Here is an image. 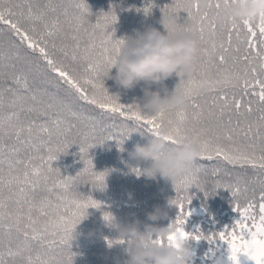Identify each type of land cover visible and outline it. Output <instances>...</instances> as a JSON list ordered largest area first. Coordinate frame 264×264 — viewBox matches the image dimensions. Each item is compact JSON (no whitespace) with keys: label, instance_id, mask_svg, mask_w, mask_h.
Segmentation results:
<instances>
[{"label":"snow or ice","instance_id":"obj_1","mask_svg":"<svg viewBox=\"0 0 264 264\" xmlns=\"http://www.w3.org/2000/svg\"><path fill=\"white\" fill-rule=\"evenodd\" d=\"M238 2L210 0L203 10L201 0H189L184 4L174 0L173 6H168L175 9L177 21L181 12L187 13L188 23L178 24L199 40L200 63L196 77L184 85L188 108L158 115L142 113L138 105L121 104L119 98L110 95L104 87V77L116 62L124 43L114 38V29L109 31L118 22L114 9L101 14L89 32L84 27L85 17L91 15L86 0H69L68 6L62 8L52 0L44 7L38 0H0V35L7 31L18 40L14 47L22 45L36 54L46 70L54 75L57 88L65 86L70 97L98 110L101 118H119L125 127L135 124L158 137L167 128L168 135L162 138L170 145L184 137L198 142L202 161L255 171L262 186L260 203L249 202L242 211L236 204L234 210L241 219L232 228L205 237L202 233L190 236L185 231L191 216L185 208L192 199L189 190L195 186L209 196L199 181V170L204 165L191 167L175 184L177 198L172 204L179 209V214L173 223L176 231L168 238V246L178 247V240L189 238L207 239L209 243L219 240L228 245L232 264H240L241 256L254 264H264V14L255 22L229 20L225 9ZM70 8L76 9L77 14H71ZM166 8L162 9L165 14ZM213 9L214 14L210 16ZM150 11V6L145 7V14ZM49 13L54 15L49 18ZM65 24L72 31L71 39L75 43L58 46L57 40L67 39ZM97 30L101 33L99 38ZM81 31L88 36L86 42L78 35ZM233 53L235 55H230ZM13 59H20L19 52L6 53L0 44V75L4 67L15 68V64L10 63ZM5 61L9 63L6 65ZM12 84L14 87L0 89V264H15L18 258L25 264H61L58 253L64 252L68 253L69 264H72L75 254L71 251V242L77 224L86 217L89 208L99 210L102 207L91 196L80 197L75 191L77 183L82 176L88 175L92 177L93 189L103 190L107 173H96L92 160L85 159V147L79 145L84 169L75 177L62 176L59 169L53 167L58 158L50 145L54 135L60 136L74 125L62 111H51L56 107L53 103L37 107L41 103L40 90L30 88L26 77L14 78ZM228 88L240 89L243 95H255L261 106L257 109L260 115L250 120L254 111L251 101L245 105L235 94L229 96ZM5 91L12 95L7 104ZM205 91L215 93L207 117L199 102ZM57 103L75 120L96 119L82 110H73L70 103ZM25 112L42 119L25 121ZM233 115L237 117L235 121ZM205 118L211 125L197 128ZM106 139L122 143L119 136L109 135ZM95 146L88 145V148ZM42 150L47 151L46 157L40 155ZM228 187L233 198L241 194L238 183ZM103 218L110 223L113 216L105 213ZM108 243L111 246L125 242ZM159 243L163 246L164 241ZM37 248L39 251L33 256Z\"/></svg>","mask_w":264,"mask_h":264},{"label":"trees","instance_id":"obj_2","mask_svg":"<svg viewBox=\"0 0 264 264\" xmlns=\"http://www.w3.org/2000/svg\"><path fill=\"white\" fill-rule=\"evenodd\" d=\"M38 2L41 7H44L48 3V0H38ZM52 2L57 5L58 8H62L68 6L69 0H52ZM73 2H75V0H73ZM179 2L184 4L189 2V0H179ZM211 2H214V0H211ZM86 3L90 7L91 15L85 17L86 23L84 27L89 32L93 30V24L97 22L101 14H107L112 12L113 9L115 10L118 22L109 29V31L114 29L115 39L136 38L149 27L157 28L166 34L165 29L159 23L163 15L162 9L167 7L166 14H164L175 16V9L168 7L173 6L174 0H86ZM148 6H150L151 11L145 14L144 9ZM203 9L204 6H202V10ZM69 11L71 14H77L74 8H70ZM214 11L213 9L209 13L210 16L214 14ZM53 15V13H49V18ZM179 15L180 20L178 22L186 25L188 23V21H186L187 13L181 12ZM60 18L63 22L64 17L61 15ZM64 28L67 39L57 40V45L66 44L71 46L75 43L71 39L73 33L66 24ZM78 35L82 42L88 40V36L85 32L81 31ZM100 35L101 33L97 30V37L99 38ZM0 44L3 45V49L6 53L10 52L15 55V53L19 52L20 55L19 60L13 59L10 62L15 64V68H3L2 75H0V89L6 90L8 87H14L12 84L14 78L26 77L30 88L40 90L38 99L41 103L38 104L37 107H43L48 103L56 105L51 111H62L65 118L74 125L67 132H73L75 136L78 133L86 135L87 138L81 137L83 145L90 144L86 139L93 140L99 153L102 152V158H99V160L105 168H107L105 173H107L106 178L108 179V181H106V187H104V197L97 200L102 204V207L99 210L95 208L88 209L89 213H91L88 225L93 227V231L97 233V237L92 240L74 238L71 242V251L75 254L72 261L82 254H93L95 260L92 261L91 264H119V262L128 258L126 254L127 244L114 243L111 246L109 245L108 241L118 240V233L110 225L104 224V218L101 216L104 211L106 212L109 210L110 213L114 215L119 210V207L121 208L120 212L125 211L129 207L133 208V200L139 194H143L140 195V198L135 202V206L138 209L142 211L148 210L146 217L140 218L142 230L144 224L153 223L147 219V214L152 212L157 206L167 209L170 217L168 220L157 221L156 224L160 227L170 226L175 222L179 214V209L175 205L169 207V202L177 198V192L173 183L166 182L159 178L157 180H148L143 175L137 174L135 170L139 172L142 171L144 165H141L140 169H137L136 162L132 168L127 170H123L120 167V163L129 161L128 159L131 158L130 153L133 152L136 144L147 145L153 135L146 131L145 128H137L135 124H130L129 126L136 130L130 134V138L124 140L122 145L123 151H121V146L117 139H106L109 135L120 137L128 133L129 129L125 127V123L121 119L107 116L101 118L98 110L91 106L83 105L82 102L75 101L74 98L70 97L65 86L60 85V87L57 88L55 86L56 79L54 75L46 70V66L39 60L38 56L31 53L30 50L22 45L18 48L14 47V44H18V40H15L7 31L0 35ZM240 54H243V46H241ZM230 55L235 54L233 53ZM56 58H60L59 52L56 53ZM8 63L9 61H5L6 65ZM115 71V69L112 70L113 75ZM178 82L179 77L175 76L166 82L168 93L175 91ZM104 87L108 90L110 95L118 97L119 102L125 106L138 105L143 97L141 86L133 90H125L119 88L113 80L107 77H104ZM153 90H156V88L154 87ZM45 92L47 94H44ZM227 92L229 96L235 94L238 99H242L245 105L251 101V106L254 111L249 117L250 120H255L260 115L257 109L261 106L255 95H243L240 89L232 88H228ZM214 95L215 93H210L208 91L203 93L199 102L204 108L205 113L209 110ZM53 97H55V99H53ZM11 98V93L5 91L4 99L6 104ZM58 101L70 103L73 110H82L85 115L95 117L96 119L75 120L68 116L67 111L60 109L57 103ZM29 103L31 102L29 101ZM213 110L217 111L216 109ZM5 111H8V109L6 108ZM23 118L25 121L34 118L42 119L37 117L34 113L29 114L27 112L23 113ZM236 119L237 117L233 115V120ZM205 124L207 123L201 122V124L196 125V127L201 128ZM105 140L107 141L103 145H100ZM92 162L94 164V171L98 173L95 168L97 163H95V161ZM201 164L204 165V168L199 170L200 186L203 190L209 192V196L206 197L204 192L195 186L189 190V195L192 199L189 206L185 204V208L189 209L191 216L187 220L185 231L190 233V236L202 233L205 237H209L224 231L226 228H232L236 222L241 219L239 213L234 210L236 204H239L241 211L249 202H255L258 205L260 203L259 196L262 191V186L258 179V174L250 168L244 170L239 168L234 169L222 164L217 165L211 161H202L199 158L196 166ZM216 168L219 169L218 172H214ZM237 183L241 188V194L233 198L231 188L228 186H235ZM245 188L247 191H244ZM110 192L118 196L115 195L114 197H110ZM127 192L133 194V200L125 197ZM92 198L94 199L95 196ZM132 220L133 217L131 215L128 221L123 222H130ZM100 236L103 238H100ZM189 239L195 254V264H232L229 259L230 250L227 244L219 240L215 243H209L207 239H201L199 241L192 238ZM37 251H39L38 248L32 253L33 256L36 255ZM225 254H228L226 258H224ZM58 258L61 264L69 263L67 252L63 254L58 253ZM15 264H25V261L18 258Z\"/></svg>","mask_w":264,"mask_h":264},{"label":"clouds","instance_id":"obj_3","mask_svg":"<svg viewBox=\"0 0 264 264\" xmlns=\"http://www.w3.org/2000/svg\"><path fill=\"white\" fill-rule=\"evenodd\" d=\"M208 4L209 0H202V6ZM261 14H264V0H239L225 9L226 17L236 22H255ZM159 23L166 34L157 28L149 27L136 38L121 39L124 43L116 62L105 76L125 90L141 86L143 97L138 107L142 113L149 115L188 108L189 98L185 94L184 85L196 77L200 63L199 40L184 30L175 16L163 13ZM113 69L116 70L114 75ZM174 76L179 77V82L175 91L168 93L166 82ZM154 87L156 90H153ZM128 129L126 135L119 137L122 140V143H119L121 151L124 140L130 138V134L135 131L130 126ZM167 135L168 130L165 128L161 136L153 135L147 145L136 144L130 156L136 162L137 169L144 165L140 175L148 180L159 178L175 185L191 167L196 166L202 149L201 145L190 137L180 138L175 145H170L162 138ZM172 201L169 202V207L173 205ZM169 218V211L157 206L147 214V219L153 223L144 224L142 230L141 221L135 218V214L130 222L118 221L113 217L109 225L118 233V240L127 244L128 258L119 264H195L190 239L178 240V247L168 246V238L174 235L176 228L173 223L160 227L156 222ZM79 235L89 240L97 237L95 231ZM161 240L164 241L163 246L159 243Z\"/></svg>","mask_w":264,"mask_h":264},{"label":"rangeland","instance_id":"obj_4","mask_svg":"<svg viewBox=\"0 0 264 264\" xmlns=\"http://www.w3.org/2000/svg\"><path fill=\"white\" fill-rule=\"evenodd\" d=\"M207 112H208V110H207ZM207 112L205 113V117H207ZM225 119H226V117H225ZM202 122H205V123L211 125V121H209L207 118H205ZM81 137L87 138L86 135H81L80 133H78L75 136L73 134V132H65L64 134H62L60 136L54 135V137L52 139L50 146L54 150L53 155H56L57 158H59L58 160H56L53 163V167L56 169H59L60 174L64 177H69V176L75 177L78 173H80L83 170V168L85 166V164L83 163L82 154H81L79 145L84 146L86 149L85 159L90 158L92 161H95V163H97V166H95V168L97 169L98 173H105L107 170V168H105V166L99 160V158H102L101 157L102 152L99 153V150L96 148V146L92 147L90 149L88 148V145H94L93 140L86 139L90 144L83 145ZM57 149H59V150L57 151ZM40 155H44L46 157L48 155V153L46 150H42ZM128 160L129 161H127V162L120 163L121 169L127 170L129 168H132L135 165V161H133L131 158ZM36 163H39V162L36 161ZM91 179H92L91 176H88V175L82 176L81 179L77 183V187H76L75 191H77L79 193L80 197L87 198L89 196H91V197L95 196L94 199L97 201L100 198L104 197V189L101 190V189H99V187H97L96 189H93V184H92ZM106 181H108L107 178H106ZM115 195H117V194H115L113 192L109 193L110 197H114ZM140 195H143V194H139L134 199L133 194L131 192H127L125 194V197L130 199V200L134 199L133 200L134 201L133 208L129 207L125 211L120 212L121 208L119 207V210L114 215H112L110 213V211L107 210L106 212L104 211L101 216L104 217L105 213H110L118 221H128L130 216L132 215V217H133V214H135V218H138L141 221L140 218H142L144 216L146 217V213L148 210L142 211L135 206V202L140 198ZM129 212L131 215L129 214ZM90 214L91 213H89V211H88L87 218L85 220H83V222L76 228L75 233H74V237H77L81 240H85L86 239L85 236L79 235V234H87L88 232L93 231V227H91V225H88ZM104 224L109 225V222L104 220ZM227 255L228 254H225L224 258H226ZM94 260H95V256L93 254H87V255L82 254L79 257H77L75 260H73L72 264H74V261H75V264H91L92 261H94ZM240 264H254V262L249 261L247 259V257H245V256H241L240 257Z\"/></svg>","mask_w":264,"mask_h":264}]
</instances>
